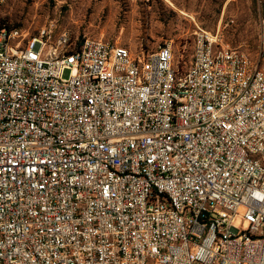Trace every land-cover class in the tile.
<instances>
[{"label": "built area", "instance_id": "obj_1", "mask_svg": "<svg viewBox=\"0 0 264 264\" xmlns=\"http://www.w3.org/2000/svg\"><path fill=\"white\" fill-rule=\"evenodd\" d=\"M53 35L0 25V264H264V18L184 71Z\"/></svg>", "mask_w": 264, "mask_h": 264}, {"label": "rangeland", "instance_id": "obj_2", "mask_svg": "<svg viewBox=\"0 0 264 264\" xmlns=\"http://www.w3.org/2000/svg\"><path fill=\"white\" fill-rule=\"evenodd\" d=\"M263 18L264 0H6L0 5V24L32 35L49 28L54 35L68 31L76 46L89 34L148 54L173 40L175 60L184 53L183 71L199 29L218 33L224 44L257 58Z\"/></svg>", "mask_w": 264, "mask_h": 264}, {"label": "trees", "instance_id": "obj_3", "mask_svg": "<svg viewBox=\"0 0 264 264\" xmlns=\"http://www.w3.org/2000/svg\"><path fill=\"white\" fill-rule=\"evenodd\" d=\"M0 25H2V24H0ZM3 25H6V24H3ZM16 27H18V26H13V27H10V28H16Z\"/></svg>", "mask_w": 264, "mask_h": 264}]
</instances>
